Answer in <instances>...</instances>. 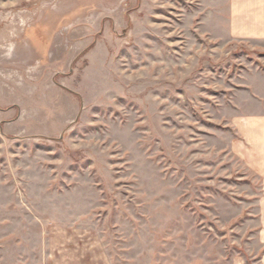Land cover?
Listing matches in <instances>:
<instances>
[{"label": "rangeland", "instance_id": "374dc122", "mask_svg": "<svg viewBox=\"0 0 264 264\" xmlns=\"http://www.w3.org/2000/svg\"><path fill=\"white\" fill-rule=\"evenodd\" d=\"M227 0H0V264H260L264 42Z\"/></svg>", "mask_w": 264, "mask_h": 264}, {"label": "crops", "instance_id": "0c3cea01", "mask_svg": "<svg viewBox=\"0 0 264 264\" xmlns=\"http://www.w3.org/2000/svg\"><path fill=\"white\" fill-rule=\"evenodd\" d=\"M227 3V29L230 37L264 42V0H227ZM251 120V122L246 120L245 124H241L238 133L253 145L250 136L255 137L258 133L264 135V118ZM260 204L262 207L258 214L260 217L258 235L262 246L258 261L264 264V198L260 200Z\"/></svg>", "mask_w": 264, "mask_h": 264}]
</instances>
